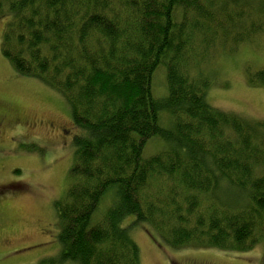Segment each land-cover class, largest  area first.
<instances>
[{
  "label": "trees",
  "instance_id": "trees-1",
  "mask_svg": "<svg viewBox=\"0 0 264 264\" xmlns=\"http://www.w3.org/2000/svg\"><path fill=\"white\" fill-rule=\"evenodd\" d=\"M4 15L3 56L60 92L81 130L55 201L61 251L38 264H140L132 216L172 248L263 240L264 120L212 106L202 65L264 36V0H0Z\"/></svg>",
  "mask_w": 264,
  "mask_h": 264
},
{
  "label": "rangeland",
  "instance_id": "rangeland-1",
  "mask_svg": "<svg viewBox=\"0 0 264 264\" xmlns=\"http://www.w3.org/2000/svg\"><path fill=\"white\" fill-rule=\"evenodd\" d=\"M9 18L0 17V264H38L61 251L55 201L69 186L73 138L81 130L60 92L18 72L3 56L1 41ZM234 51H218L202 65L204 76L211 79L208 100L219 110L264 120V84L247 81L248 70H264V36ZM153 88L156 95H166L163 66L154 74ZM166 117L163 114V124L168 126ZM163 145L159 139L150 140L145 154ZM221 188L225 195L227 188ZM227 199L224 196L226 203L238 204ZM133 221L132 216L124 225H130L140 247V264H264V238L246 251L172 248L150 225Z\"/></svg>",
  "mask_w": 264,
  "mask_h": 264
},
{
  "label": "bare ground",
  "instance_id": "bare-ground-1",
  "mask_svg": "<svg viewBox=\"0 0 264 264\" xmlns=\"http://www.w3.org/2000/svg\"><path fill=\"white\" fill-rule=\"evenodd\" d=\"M64 16V15H63ZM78 49V48H77ZM55 67V66H54ZM61 78V77H60Z\"/></svg>",
  "mask_w": 264,
  "mask_h": 264
}]
</instances>
